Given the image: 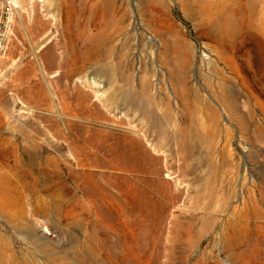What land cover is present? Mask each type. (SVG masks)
I'll return each instance as SVG.
<instances>
[{"label":"rangeland","instance_id":"rangeland-1","mask_svg":"<svg viewBox=\"0 0 264 264\" xmlns=\"http://www.w3.org/2000/svg\"><path fill=\"white\" fill-rule=\"evenodd\" d=\"M0 264H264V0H19Z\"/></svg>","mask_w":264,"mask_h":264},{"label":"built area","instance_id":"built-area-1","mask_svg":"<svg viewBox=\"0 0 264 264\" xmlns=\"http://www.w3.org/2000/svg\"><path fill=\"white\" fill-rule=\"evenodd\" d=\"M18 7L19 0H0V60L7 49Z\"/></svg>","mask_w":264,"mask_h":264},{"label":"bare ground","instance_id":"bare-ground-1","mask_svg":"<svg viewBox=\"0 0 264 264\" xmlns=\"http://www.w3.org/2000/svg\"><path fill=\"white\" fill-rule=\"evenodd\" d=\"M198 128V127H196ZM195 130V129H194ZM187 138H195V139H202L203 136L201 135V132L199 130H196L193 134L187 135Z\"/></svg>","mask_w":264,"mask_h":264}]
</instances>
